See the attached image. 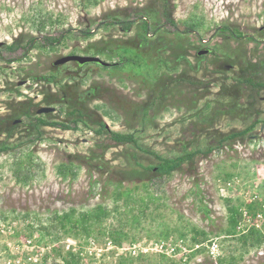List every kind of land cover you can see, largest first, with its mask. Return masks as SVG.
<instances>
[{
  "label": "rangeland",
  "instance_id": "obj_1",
  "mask_svg": "<svg viewBox=\"0 0 264 264\" xmlns=\"http://www.w3.org/2000/svg\"><path fill=\"white\" fill-rule=\"evenodd\" d=\"M166 1L170 17L178 23L181 34L166 28L165 33L151 34L145 41L144 37L137 36L138 26L124 33L98 24L116 15L130 20L142 16V20L154 27L161 25L165 22L164 0H0V43H3L0 46V116L11 114L16 102L30 98L40 102L42 91L46 92L50 87L35 81V77L56 72V67L63 66L54 65L60 58L74 55L73 51L75 55L88 56L85 51L95 46L137 50L136 41L141 39L146 45L145 53H152L154 48L152 54L156 55V60L155 49L181 44L187 64H180L177 75L184 70L183 77L205 85L198 88L195 84L180 83L174 90L179 95L166 93L156 106L152 105L145 121L140 115L137 118L130 115L126 123L125 115L130 107L151 103L152 93L146 74H134L141 72L140 68H128L127 72L128 69L102 70L95 65L79 68L76 62L65 64V77L69 75L76 79L72 83L77 99L82 101L84 92L92 90L95 93L99 89L100 96L86 98L87 104L91 110L103 107L98 108L97 114L109 130L129 132L137 128L136 136L144 149L174 157L182 154V142L188 143L189 151L218 145L224 134L243 130L257 115L264 120V101L253 97L251 105L250 89L249 94L243 96L241 91L231 92L232 80L224 85L217 81L220 79L213 82L214 78L224 74L230 78L240 76L237 60L263 69L264 0ZM48 16L54 21L52 24L44 22ZM184 22H200L199 31L182 35L186 28ZM42 24L44 30L39 28ZM223 25L237 29L246 37L238 42L216 33V28ZM86 28L92 33L89 39L82 33ZM68 30L72 33L67 34ZM61 35L66 37L51 49L35 45L27 53L23 49L9 53L3 48L16 40L24 45L33 37L42 44L44 36ZM248 35L257 38L259 44L249 40ZM200 37L208 43L200 42ZM208 47L214 52L200 59L198 51ZM123 56V52L113 54L115 60ZM100 58L110 64L109 57ZM162 58L170 64L176 61L169 49L162 53ZM233 64L234 68L227 69V65ZM259 74L255 80L264 78V70ZM10 87L17 88L22 95L7 91ZM55 90L53 88L52 92ZM260 94L264 96V92ZM186 97H190V101ZM192 100H196L195 105L190 103ZM232 102L237 103L236 110L231 107ZM221 108L229 110L228 113ZM55 113L56 119L63 118L57 111ZM96 128V125L91 129L80 126L78 130L45 127L42 141L0 154V264H66L63 257L70 254L79 257V264H127L131 260H134L132 264H139V258H144V264H150L160 256L184 260L186 264H221L219 258L229 261L231 256L235 257V264H264V244L241 257L242 246L238 240L226 235L230 216L226 200L231 201L230 205L241 206L239 234L251 227L264 233V122L249 135L226 143L211 155L197 156L194 162L184 164L170 178H156L149 183V190L160 200L150 204L144 214H139V204L135 205L125 197L117 199L113 194L114 187L121 184L129 194L136 185L148 181L147 178L126 176H130L129 170L136 167L133 156L145 166L158 161L133 145H117L107 134L94 132ZM25 129L26 126H19L8 143L17 144L18 138L27 139L24 138ZM5 138L6 134L1 133L0 143ZM29 152L33 153L31 174L34 178L23 185L18 183L14 167ZM76 156L83 160L74 158ZM68 162L76 165L74 179H64L57 172L60 164ZM253 203L258 205L255 217L248 208ZM98 204L112 212L102 228H106L107 233L112 228L124 229L129 238L115 243L108 235L100 234L97 239L86 240L82 236L66 235L57 223L56 229L50 227L55 213L62 214L71 208L84 211ZM127 211L129 213L123 217L121 214ZM134 216L139 218V226L132 222ZM192 226L208 233V239L199 244L198 249L205 251L189 259L198 250L191 243ZM41 227L48 228L49 233ZM166 231L169 234L165 236ZM215 240H218L219 251L213 257L209 247ZM108 241L112 243L105 245ZM161 242L165 244L162 251L155 247Z\"/></svg>",
  "mask_w": 264,
  "mask_h": 264
},
{
  "label": "trees",
  "instance_id": "obj_2",
  "mask_svg": "<svg viewBox=\"0 0 264 264\" xmlns=\"http://www.w3.org/2000/svg\"><path fill=\"white\" fill-rule=\"evenodd\" d=\"M163 16L165 22L161 25L152 26L150 22L147 20H142V16H138L132 20L130 18L122 19L119 18V16H111L106 22H100L98 24L99 27L104 26L107 29H118L119 31H122L124 33H128L134 29V27L139 28L137 36L140 38H145V41L149 38V35H158L161 33L166 32V28L171 29L174 33H177V35L181 34L179 31L178 23L170 17L169 9H168V1L164 0L163 4ZM140 12H138L139 14ZM130 15L134 16L133 13ZM142 15V14H141ZM49 17V16H48ZM47 17V18H48ZM129 17V16H126ZM140 17V18H139ZM142 20V21H139ZM44 22H54L49 17L47 21ZM59 22V20H58ZM198 23V24H196ZM185 24V31L182 32L183 34H191V33H197L199 31V27L201 25L200 22H184ZM41 30L45 29L44 24H42L41 27H39ZM168 29V31H169ZM174 29V30H173ZM72 30H68L67 34H71ZM83 36L85 38H91L92 33L89 28H86ZM216 33L221 34L224 37H230L234 38L236 40H242L245 38L244 34L239 32L237 29L231 28L230 26L223 25L218 26L216 28ZM66 36H59V37H52V36H44L43 43H41L40 40L37 38H31L27 40V42L23 45L22 41L16 40L13 44L4 45L3 48L9 52V53H15L19 49L25 50L27 53L31 48L40 47V48H46L49 49L54 48L55 45H58L61 42L62 38H65ZM249 40L258 43L259 40L253 36L248 37ZM200 37V42H201ZM39 44H38V43ZM137 45V50H133L132 48H123L121 46H118L116 49L110 48L108 46L106 47H93L91 49H87L85 54H89L93 57H109L110 59V65L105 66L101 65L99 63H86V64H79L76 62L79 68H82L84 66H90L95 65L98 68L102 70H125L128 68L131 69H137L140 68L141 72H136L134 74L136 75H145L146 81H148L150 85V90L152 93L151 96V103L146 102L142 107L134 106L129 108V112L125 115V122L127 117L131 115V117H140L142 120L145 121L146 117L149 116L151 113L150 110H152V105L156 106L157 101L165 97L164 95L166 93L170 94L171 96H178V92L174 91L176 87H178L180 83L187 82L190 85H197L199 88L202 87L203 84L201 81H192L190 77H183L182 75L186 73V71L182 70L180 75H177V72L180 70L179 66L180 64L186 63L187 59L186 56L183 55V46L181 44H177L173 48H168L171 54H173L175 58V62L170 64L168 60H165L162 58V53L167 52L168 49L162 47L155 49V53H157V60L155 59L156 55H153V49L151 50L152 53L148 52L145 53V44L140 39ZM259 44V43H258ZM164 48V51H163ZM210 48V47H208ZM211 54L214 52L213 48H210ZM163 51V52H161ZM200 51V50H199ZM117 52H123L124 56L121 57L118 60H115L113 58V54H117ZM76 52L73 51L72 54H75ZM119 54V53H118ZM88 55V56H89ZM197 56L202 59L206 55L199 56L197 53ZM102 59V58H101ZM14 59H9V61H13ZM103 60V59H102ZM104 61V60H103ZM237 65H239L241 70V75L238 77L232 76L230 78L226 74H224L220 78H214L213 82H215V79H220L217 81H221L224 85L226 81L232 80V91L231 92H242L243 96L245 93L247 95L249 94V89L251 90L250 95L248 97L250 98L251 105L253 104V97L254 99H258L257 96L260 94L262 90H264V78L260 80H255V78L258 79V76L260 75V71L264 70L261 69V67L257 66L255 69L254 66L249 65L248 62L245 60H241L240 62L237 60ZM264 65V64H263ZM234 66V64L232 65ZM56 72L51 73L47 76L41 75L38 77H35V81H38L40 83H43L45 86L50 87L46 90V92L42 91V100L40 102H34V99L30 98L27 101L23 102H16L13 104V111L11 114L6 116H0V134L5 133L6 138L4 141H1L0 143V154L1 153H7V152H15L17 149L22 146H25L26 144H33L36 141H42L44 139L43 137V129L45 127H56L61 128L63 130H78L80 126L90 128L94 125L97 126V128L94 130L99 135L107 134L110 139L116 143L117 145H133L136 149L139 151L144 152L145 154L151 155L155 157V159L158 161L157 164H150V165H143L139 160L137 156H133V163L135 162V166L132 169L129 170V175H126L127 177H136V178H147L148 181H145L142 185H136L132 191L128 194L126 192V189L122 188L121 184H117L114 187V196L118 199L120 197H125L128 201L131 200L135 205L139 204V214H144L145 210L149 208V205L152 203H158L160 198L155 196L154 193H152L149 188L148 184L155 181L156 178H170L174 172L178 171L182 168V166L186 163L194 162L195 158L199 155L202 156H209L211 155L215 150L219 149L226 143L237 141L238 139H241L247 135H249L257 125L261 122H264V120H261L259 118V115H257V118L246 128L240 131H232L230 133L224 134L218 141V145L213 146H207L206 148H196L194 150L189 151L188 149V143L182 142V154L176 155L174 157H165L162 155H159L158 153L144 149L139 144V137L136 136V133L138 132L137 128H132L129 132H117L112 131L107 128L106 123L103 121V118L100 117L97 114V110L103 109V107H96L97 110H91V108L88 107V100L86 98H98L100 94L97 92V89L94 92L92 90L84 92L83 94V100H79L78 94L76 90L74 89L75 85H73L72 80H76L75 77L67 75L65 77V71L66 66L63 65L61 67H56ZM260 69V70H259ZM227 71V70H226ZM129 72V69L127 70ZM175 74V75H174ZM260 78V77H259ZM78 84L80 85L81 82L78 80ZM76 84V85H78ZM193 85V86H195ZM55 88L56 90L52 92V89ZM7 91H13L16 92L18 95H22L19 90L16 88L14 90V87L6 88ZM74 90V91H73ZM73 91V92H72ZM92 93H91V92ZM182 92V91H181ZM180 92V93H181ZM230 92V93H231ZM167 95V94H166ZM257 95V96H256ZM241 96V95H240ZM240 96L237 97V100L240 99ZM190 97H186V99ZM179 101V100H178ZM237 102V101H236ZM236 102H232L231 107L236 110L238 105ZM192 105L196 104V100H192L190 102ZM47 106V107H54L59 113V115H62L63 118L61 120H58L55 118L56 115L55 112H50L47 114H38L37 111L40 107ZM206 106H210L209 103L206 104ZM226 107V106H225ZM223 111L227 112L229 110L221 108ZM232 110V109H231ZM107 113V112H105ZM259 113V111H257ZM61 116V117H62ZM256 117V116H255ZM16 120H20L16 123ZM127 123V122H126ZM26 126V137L27 139L18 138V143L9 144L8 141L15 135V132L18 130L19 126ZM76 159L83 160V157L76 156L74 157ZM37 165V163H35ZM34 162H33V153L29 152L28 154L24 155L21 160L17 161L15 163L14 167V173L16 174L18 183H22L23 185L28 184L34 177L31 174V169L33 168ZM78 167V166H77ZM101 166H99V169ZM76 165L72 162L68 163H62L58 166V174L63 177L64 179L72 178L77 175L76 171ZM127 179V178H125ZM95 184H98L97 181H95ZM230 212L229 216V227L226 230V235L229 237H233L234 239L238 240V243L242 246V252L241 257H243V254L249 253L251 249H259L264 244V233L260 231L256 227L249 228L248 231L243 232L242 234H239L237 232V228L240 225V219H241V213H240V205L233 206L230 205V200H226ZM257 204L253 203L248 206L250 210V214L252 217H255V211L257 209ZM208 210H206V213ZM127 212L122 213L123 217L127 216ZM112 216V212L103 204H98L94 206L93 208H90L88 210H77L74 208L69 209L68 211L63 212L62 214L55 213L54 218H52V224L51 228L56 229V223L59 225L66 235L74 237V238H80L81 236L84 237V239L89 240V238L94 237L97 239V235H108L111 238V241H114L115 243H121L124 239L129 238L128 232L121 228H112L108 229L111 231H106V228H102L107 220ZM132 222L136 223L137 226H139L141 223L139 222V218L137 216L132 217ZM128 225V222H124ZM44 230H46L49 233V229L46 227H41ZM191 231L193 233V236L191 237V243L192 245H199L203 244L208 239V233H206L204 230H201L197 228L196 226H192ZM169 232H165V236L168 235ZM87 242V241H86ZM204 248L196 250V252H193V255L189 258L192 259L193 257H196L197 254L202 253ZM59 255V254H58ZM65 259L66 264H79V257L73 254L68 255V257H63ZM70 258V259H68ZM241 259V258H239ZM139 264H144V258H139ZM134 260L129 261L127 264H132ZM218 262L221 264H235L236 259L234 256H231L228 260H225V258H219ZM209 264H212L211 262H208ZM57 264V263H53ZM150 264H186L184 260H175L172 258H168L166 256H160V258L153 263ZM207 264V262L202 263Z\"/></svg>",
  "mask_w": 264,
  "mask_h": 264
},
{
  "label": "water",
  "instance_id": "obj_3",
  "mask_svg": "<svg viewBox=\"0 0 264 264\" xmlns=\"http://www.w3.org/2000/svg\"><path fill=\"white\" fill-rule=\"evenodd\" d=\"M3 43H0V46H2ZM207 52L206 51H200L199 55H205ZM69 62H77L79 64H86V63H99L101 65H105L108 66L110 65L109 63L103 61L101 58L99 57H93V56H82V55H68V56H64L62 58H60L59 60H57L55 62V66H59V65H65ZM55 108L54 107H47V106H43L41 108H39V110L37 111V113L40 114H47L50 112H55ZM20 120H16V123L19 122Z\"/></svg>",
  "mask_w": 264,
  "mask_h": 264
},
{
  "label": "built area",
  "instance_id": "obj_4",
  "mask_svg": "<svg viewBox=\"0 0 264 264\" xmlns=\"http://www.w3.org/2000/svg\"><path fill=\"white\" fill-rule=\"evenodd\" d=\"M112 242H107L105 245H110ZM165 244H164V242H161L160 244H156L155 245V247L157 248V250L159 249L160 251H162V250H164V246ZM196 247V249H198L199 248V245H196L195 246ZM210 254L213 256V257H215L216 255H218V251H219V244H218V240H215V241H213L212 243H211V245H210ZM196 249H194V250H196Z\"/></svg>",
  "mask_w": 264,
  "mask_h": 264
},
{
  "label": "flooded vegetation",
  "instance_id": "obj_5",
  "mask_svg": "<svg viewBox=\"0 0 264 264\" xmlns=\"http://www.w3.org/2000/svg\"><path fill=\"white\" fill-rule=\"evenodd\" d=\"M246 37V36H245ZM247 37H249V35L247 36ZM227 38H230V37H227ZM234 39V38H233ZM234 40H236V39H234ZM240 40H238V42H239ZM201 42L203 43V44H206V43H208V41H205V40H201ZM200 51H206L207 53L205 54V55H207V54H211V50H210V48H204V49H201ZM200 51H198V55H199V52ZM200 56V55H199ZM202 56V55H201ZM55 63V62H54ZM232 68H234L232 65H227V69H232ZM261 92H264V90H262ZM260 92V93H261ZM258 100L259 101H264V96H261V94H259L258 95ZM108 128V127H107ZM109 129V128H108Z\"/></svg>",
  "mask_w": 264,
  "mask_h": 264
}]
</instances>
